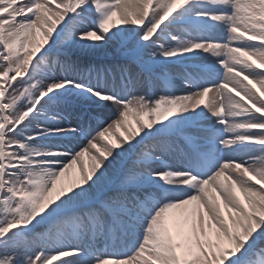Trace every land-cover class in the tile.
<instances>
[{"label": "snow or ice", "instance_id": "obj_1", "mask_svg": "<svg viewBox=\"0 0 264 264\" xmlns=\"http://www.w3.org/2000/svg\"><path fill=\"white\" fill-rule=\"evenodd\" d=\"M0 264H264V0H0Z\"/></svg>", "mask_w": 264, "mask_h": 264}, {"label": "bare ground", "instance_id": "obj_2", "mask_svg": "<svg viewBox=\"0 0 264 264\" xmlns=\"http://www.w3.org/2000/svg\"><path fill=\"white\" fill-rule=\"evenodd\" d=\"M113 22L115 24H119L120 23V19H119V15L118 14H117V16L113 17ZM214 96H215V88H213L211 92H209V93H207L205 95V97L201 100V105L203 106L204 104L209 103ZM87 107L88 106L86 105L85 108L87 109ZM98 115H100L102 117L104 115V113H98ZM85 163H89L87 161V158H85ZM71 178L73 180L79 179V166L78 165L75 166V168L73 169ZM65 179H67V176H66Z\"/></svg>", "mask_w": 264, "mask_h": 264}]
</instances>
